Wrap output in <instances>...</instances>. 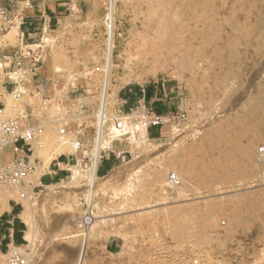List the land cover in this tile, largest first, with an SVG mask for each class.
Masks as SVG:
<instances>
[{"label":"rangeland","instance_id":"374dc122","mask_svg":"<svg viewBox=\"0 0 264 264\" xmlns=\"http://www.w3.org/2000/svg\"><path fill=\"white\" fill-rule=\"evenodd\" d=\"M109 4L91 0L92 8L74 9L34 43L45 51L39 67L58 72L60 86L44 87L45 102L32 99L36 77L23 75L30 57L22 71L15 66L18 24H0L4 118L27 128L29 108L42 103L43 131L33 151L44 164L72 152L58 134V119L70 124L69 116L82 112L80 120L95 132L104 80L106 118L123 114L120 88L159 81L172 98L170 115L184 113L186 121L177 133L168 127L164 143L138 144L143 133L120 138L113 146L129 153L92 190L93 140L66 179L23 200L28 245L21 249L35 264H264V162L257 154L264 147V0H115L112 12ZM20 80L16 89L24 95L15 101L13 82ZM88 195L97 222L85 238L78 224ZM7 197L0 191L2 201ZM111 237L120 247L107 254Z\"/></svg>","mask_w":264,"mask_h":264},{"label":"crops","instance_id":"0c3cea01","mask_svg":"<svg viewBox=\"0 0 264 264\" xmlns=\"http://www.w3.org/2000/svg\"><path fill=\"white\" fill-rule=\"evenodd\" d=\"M0 8L4 10L6 19L9 23H17L19 25V35L23 36V46L32 47L37 40L41 39L45 34L56 31L65 20L70 19L77 11L82 12L85 8H92L91 0H31L29 6L26 5V0H1ZM74 9L77 11L74 12ZM0 24L3 23L0 19ZM25 42V45H24ZM17 49V46H16ZM18 52V49H17ZM51 68L40 66L37 69L35 80L32 78V84L35 94L32 97L34 102H39V97L42 102H45L46 95L44 87H53L54 90L57 86H60L59 79L55 76L58 72ZM82 82V81H79ZM59 83V84H58ZM82 85V84H81ZM13 87H8V91ZM74 93V91H71ZM73 95H69L68 101H70ZM172 98L169 96L165 89L163 82L154 81L152 84H132L125 85L118 91V98L116 103L123 110V113H127L130 110L136 108L138 105L145 104L149 106L155 114L168 115L173 110L171 103ZM42 104V103H41ZM41 104L39 106L34 105L29 108L31 110V123L27 127L42 126L39 123V115L41 112ZM27 109V111L29 112ZM70 113V112H69ZM81 113L76 112L71 117L73 122L68 123L66 126L67 135L64 140V146H67L72 152L59 154L53 157L47 164H44L42 160L34 157V151L32 147V155L29 156L26 153L27 147L22 143H18L20 148L18 152H14L12 145L5 147L0 151V166L4 164H10L19 159L28 158L33 164V170L27 182L26 196L27 194H34L36 191L53 186L62 182L68 177L69 167L74 163L75 159H78L79 153L88 149L93 145V136L95 132L87 128L88 126L81 121ZM26 113V117H27ZM74 118L78 120V124L83 127L81 134L76 139L81 143L82 148L74 154L71 146V142L75 139V133L77 132V124L74 122ZM87 118V117H86ZM85 118V120H86ZM43 128V127H42ZM147 138L150 141L157 143H164L169 137V128L164 126L162 128H150L147 130ZM128 150L122 145L113 146V153H104L98 160L96 165V176L105 177L115 170L123 162ZM34 181V182H33ZM0 191L6 192V202L0 198V258L5 257L8 249L11 246L22 247L26 244L27 225L23 220L24 207L23 200L15 192L10 190ZM73 247H76V244ZM119 240L111 237L108 238L104 244V250L107 254H114L119 250ZM49 253L43 254L45 263H48Z\"/></svg>","mask_w":264,"mask_h":264},{"label":"built area","instance_id":"2783aa9c","mask_svg":"<svg viewBox=\"0 0 264 264\" xmlns=\"http://www.w3.org/2000/svg\"><path fill=\"white\" fill-rule=\"evenodd\" d=\"M31 0H26V5L29 6ZM0 16L3 23L11 24L8 22L5 16L4 10L0 11ZM17 25V29L19 28ZM17 49L18 56L15 60V66L19 71H22L25 68V60L30 57V68L24 71V76L27 77L30 74L35 75L39 64L42 63L45 59V51L41 45H34V50L32 47L23 46V36L17 35ZM99 72V69H95ZM14 81L13 85L15 86L12 91V97L15 101H19L20 98L24 95L23 92L17 90L18 83ZM4 109L0 107V151L7 146L12 145L14 152H18L20 148L17 146L18 143H22L27 147L26 153L29 156L32 155V147L35 142L36 137L42 133V126H32L27 128H22L16 119H7L3 116ZM74 122L77 124V132L75 133V139L71 142L72 150L74 154H77L81 148V143L76 139L78 135L81 134L82 125L78 124V120L74 118ZM57 121L61 122L60 129L58 134L60 137H66V126L67 124L63 123L64 119H58ZM186 121V115L184 113H178L175 115H158L153 112V110L145 105H138L136 108L130 110L127 113H123L121 116L113 119L106 118V115L103 117V122L100 130V139H104L105 147L102 148L100 143V153L99 159L101 158L102 153H113V144L120 140V138L128 136V138L133 136V132H137V128H144L146 133L150 128H162L164 126L170 128L171 133H177L179 128L182 127ZM109 122H113V127H106ZM125 126L128 128L125 130ZM99 135L98 126L95 129V139ZM147 136V135H146ZM148 139V138H147ZM261 161L264 162V147L259 148L257 152ZM82 159H75L74 166H81L83 164ZM84 167L86 164L83 165ZM33 170V164L31 161L26 159H19L10 164H4L0 166V188H5L12 192H15L21 199H24L26 196V187L28 184L27 179L30 173ZM170 180L177 182L176 178L171 175ZM85 223L79 220V228H84ZM28 242H26V246ZM28 253V249L24 251L21 247L11 246L8 249L6 254L7 264H35V259L31 257Z\"/></svg>","mask_w":264,"mask_h":264},{"label":"bare ground","instance_id":"6f19581e","mask_svg":"<svg viewBox=\"0 0 264 264\" xmlns=\"http://www.w3.org/2000/svg\"><path fill=\"white\" fill-rule=\"evenodd\" d=\"M115 9V0H110V4H109V11L112 12ZM175 15V14H174ZM171 20V19H170ZM177 23V22H176ZM180 24V22H179ZM108 29H109V35L110 38H112L113 35V21L112 19L110 20V23L108 24ZM174 34H176L174 32ZM109 38V39H110ZM44 42H47V39H44ZM169 43V42H168ZM174 46V45H173ZM176 47V46H175ZM179 49V48H178ZM112 41L109 40V51L105 54V65H107L108 69H110V67L112 66ZM109 72V70H108ZM108 79V78H107ZM108 81V80H107ZM108 86L109 83L103 82V90H102V96H101V100H100V106H99V111L96 114V117L98 118V130H99V135L98 137L93 140L95 143V147L93 149L94 153H93V161H92V165H91V169L89 171V180H90V187L92 188V190L94 189V182L97 180V176H96V165L97 162L99 160V153H100V143H101V139H100V130H101V125L103 122V117L105 116V112H106V107H107V96H108ZM3 90V89H2ZM6 92V91H5ZM6 95V94H5ZM128 127L125 126V130ZM137 133V134H136ZM143 133V134H142ZM138 134H142V140L138 139L139 137L137 136ZM217 137V136H216ZM133 140L138 139L136 142L139 144H145L147 142V136H146V131L144 128H137V132H133ZM225 146V145H224ZM255 148V147H252ZM230 152V151H229ZM55 155V154H54ZM239 155V154H238ZM51 156V155H50ZM227 156V155H226ZM229 156V155H228ZM77 167V166H74ZM81 168V167H80ZM254 168V167H253ZM228 177V176H227ZM88 181V180H87ZM191 186V185H190ZM51 186H48L47 188H49ZM90 195H88V210L84 213V215L81 217L80 221L85 223V226L83 228V235L85 236V238L88 236L90 230L93 228V226L96 224L97 222V217H95V215L93 214V210L92 208L95 206H93V201L92 198L89 197ZM79 225V224H78ZM84 255V253L82 254V256ZM81 264H83L82 262H80Z\"/></svg>","mask_w":264,"mask_h":264}]
</instances>
